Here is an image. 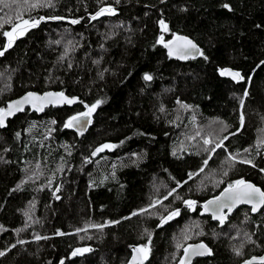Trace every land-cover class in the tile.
Here are the masks:
<instances>
[{"label": "trees", "instance_id": "obj_1", "mask_svg": "<svg viewBox=\"0 0 264 264\" xmlns=\"http://www.w3.org/2000/svg\"><path fill=\"white\" fill-rule=\"evenodd\" d=\"M52 2L54 7L30 15L64 19L45 20L0 56V107L26 90L46 89L76 95L83 103L50 106L40 114L25 109L0 128V251L16 245L0 256V264H128L131 247L149 243L145 229L151 233V251L144 264H174L183 254V248L175 250L177 242L186 247L202 241L212 250L190 264H239L263 252L264 207L251 212L239 206L221 226L200 212L199 203L239 179L264 190V148H256L264 139V130L257 131L264 122V0ZM101 6L114 7L116 14L92 20ZM15 15L12 0H0V18ZM73 19L80 22L70 23ZM160 20L169 31L162 32ZM4 30L11 26L0 29V49L7 39ZM173 32L190 36L203 56L170 57L157 39ZM66 48L72 50L61 60ZM223 66L239 70L243 79L220 76ZM145 73L153 79L145 81ZM178 99L191 107L181 108ZM96 100L104 102L83 135L63 128L69 116ZM224 125L228 128L222 132ZM49 129L54 130L49 134ZM198 131L201 136L190 141ZM225 135L229 139L224 147L215 153L203 150L204 137L218 142ZM105 143L118 147L93 158L91 151ZM229 153L239 154L230 168L225 163ZM242 159H250L255 167L240 163ZM61 165L63 171L58 170ZM201 167L204 171L189 180L188 174ZM226 169L228 175L223 176ZM22 181L21 189L14 191ZM174 188L173 196L163 200ZM155 199L167 208H179L180 215L161 227L157 225L160 215L167 214L165 208L157 206L156 215H131ZM186 199L197 202L194 210L183 204ZM105 221L120 223L76 231ZM197 223L199 228L194 227ZM186 228L190 238L183 241ZM36 235L47 239L36 240ZM241 244L238 256L233 248ZM75 246L91 251L70 258Z\"/></svg>", "mask_w": 264, "mask_h": 264}, {"label": "snow or ice", "instance_id": "obj_2", "mask_svg": "<svg viewBox=\"0 0 264 264\" xmlns=\"http://www.w3.org/2000/svg\"><path fill=\"white\" fill-rule=\"evenodd\" d=\"M13 4L16 5V15L15 18L9 16L7 19L0 18V29L4 27V25H10L11 30H4L2 31V35L7 38V43L4 45L3 49L0 50V56H3L4 53L7 51L8 48H11L13 43L16 39H18L20 36L25 35L30 29L38 27L42 22H44L47 19L51 20H61L64 19L63 17L53 16V17H32L30 13L39 8H51L54 7V4L52 0H12ZM119 2V0H117ZM224 8L231 10L230 6L228 4L223 5ZM28 13L29 17L24 18V14ZM116 9L112 6H101L99 10L94 14L91 15L92 20H96L98 17L104 16V15H115ZM79 20L73 19L70 21L72 24L79 23ZM159 24L161 26L162 32L169 31L167 24L164 20H160ZM259 27V25H257ZM56 43H60V41H56ZM158 44H163L165 48L168 49V55L171 56H177L180 59H188L190 57L194 58L195 55H201L203 56V52L197 47L195 43H193L192 40H190L187 37L178 36L175 33H173V40H169L165 42L163 35L160 36V38L157 40ZM69 44H71V41H69ZM72 50L69 48L65 49L64 56H61V60L64 59L65 56L68 55V52ZM207 59V57H205ZM94 63H99V61H94ZM261 64L264 65V61H261ZM69 68L72 67L71 64L68 65ZM107 71V70H105ZM220 76H229L233 80H241L243 77L241 76L240 72L234 71L230 68H221L218 70ZM2 75V74H0ZM101 78H103V73H100ZM143 79L145 81H151L153 79L152 75L149 73H145L143 76ZM250 79V78H249ZM245 96L248 95L247 90H245L244 93ZM83 103V101H80L78 97H68L64 94V92H46L42 96H39L35 93H27L24 97H21L18 100L15 101H9L6 105V107H0V128L6 127V120L8 117H11L15 115L16 112L23 111V106L25 104H31L32 107L36 111H43L44 108L48 105H60V104H67L71 105L74 103ZM103 100H96L93 104L88 105L85 104L84 107L86 111L78 112L74 115H71L67 118V120L63 124V128L65 129H76L77 133L79 135H83L84 131L87 129L88 125L92 123V114L96 111V109L103 103ZM177 103L180 105L181 108L188 109L191 106L184 104L179 99L177 100ZM241 107H243L244 101L241 100ZM161 111H164L163 107H161ZM195 117H193V120ZM223 123V122H220ZM51 124H56V121H51ZM240 125L241 128L244 126V115L243 112H241L240 115ZM32 127H35V125H32ZM228 128L227 125H224L221 128V131H226ZM54 129H49V134ZM28 131H31V127L28 129ZM240 131V129H237V132ZM236 133H230L229 135H235ZM229 135H225L223 139H220L218 142H215L212 139L203 138V146L205 152L209 153H215L217 149L224 147V141L229 139ZM16 136L19 137L20 133L17 132ZM201 133L198 131L195 136H191L188 139L190 141L196 140L197 137H200ZM47 138V137H45ZM123 143V141H121ZM209 145H213L212 147H207ZM118 147V145L105 143L103 145H100L94 149V151L91 153L92 157H95L98 153H101L105 150H111ZM66 150L70 148V146L65 145ZM256 148L261 149L264 148V140H258L256 143ZM245 153H248L250 149L246 148L243 150ZM71 152L69 151V155ZM137 155V154H133ZM175 155V152L173 153ZM239 154H232L229 153L226 157L225 163L228 164L229 168L234 165L235 162H237V156ZM137 158L139 159V156L137 155ZM209 159H211V155H209ZM85 163L90 162L89 157L84 158ZM240 163L245 164H252V161L250 159H242L239 160ZM208 164V160L204 161V165L206 166ZM253 167H255L254 164H252ZM40 165L37 164V168H39ZM115 167V166H114ZM58 170L63 171V165L59 166ZM204 171V167H201L199 169L198 173H189L188 179L191 180L194 176L198 175L199 173H202ZM261 171H264L262 169ZM228 175V170L226 169L223 172V176ZM31 179V177H29ZM222 181L216 182L219 184ZM24 181L21 182V184H18L16 186L15 190H20L22 187V184ZM186 183V182H185ZM49 186H51V179L49 180ZM91 186V185H90ZM177 187H180V183H177ZM59 191V186L56 188V192ZM176 192V189H172L168 192L167 196L163 197V200H167L168 197L173 196V194ZM53 195L56 199H59V196H56V193L54 192ZM176 199H180L179 196H176ZM163 200L161 199H155L153 200L146 208L138 209L137 211H134L131 215H156L158 214L155 210L157 206H160L162 208H165L167 214L166 215H160V223L157 225V227H161L164 224L168 223L169 221L173 220L177 216L180 215V209H170L167 208L163 204ZM240 203H247L251 204L252 212H257V210L260 207H264V190H261L259 187H256L255 185L246 182L243 179L236 180L232 183H229L226 188L220 193L219 196L214 197L213 199L208 200L202 207L204 209V212H210L212 215V219L218 221L219 225L223 226L225 222L228 219V213H231L233 208L236 207L237 204ZM183 204L189 208V209H195V206L197 204L196 201L186 199L183 200ZM30 207H34V202H30ZM227 209V212L224 210ZM24 215L28 217V220L31 221V216L29 215L28 211L24 212ZM130 217H125L124 219H129ZM120 221H105L104 223L100 224H89L84 229H77V232L81 231H87L88 227L96 228L98 230H102L103 228L107 227L110 224H118ZM29 226L28 223L25 224V228ZM194 227L199 228V224H195ZM3 226H0V231H3ZM24 229H17V232L23 231ZM190 231V228H186L181 233V238L183 241H187L190 237L188 235V232ZM145 234L148 238L149 243L140 245L138 247H134L132 249L133 256L131 260L129 261V264H144V261L148 259V255L151 251L150 244H151V233L145 229ZM197 235L201 234L199 232L196 233ZM57 235H64V233L57 232ZM36 240L40 239H47V237H41L39 235H36L34 237ZM250 239V237H249ZM18 244H23L25 241L18 240ZM16 245H10L8 248L4 249L3 251H0V256H4L10 248H14ZM176 248L181 249L183 248L184 255L180 257L179 264H190V261L192 257L194 256H204V255H211L212 250L208 248L207 245L204 243H200L197 245H188L186 247L183 246L182 242L176 243ZM243 248V244L240 245L239 248H233V251L236 255H241V249ZM91 251L90 248H78L75 249L72 252L73 256H76L78 254H83L85 252ZM257 260L256 257H253L252 260L245 261L244 264H253V261ZM261 264H264V257L259 258ZM61 264H64L63 261H61Z\"/></svg>", "mask_w": 264, "mask_h": 264}, {"label": "water", "instance_id": "obj_3", "mask_svg": "<svg viewBox=\"0 0 264 264\" xmlns=\"http://www.w3.org/2000/svg\"><path fill=\"white\" fill-rule=\"evenodd\" d=\"M173 33H175L176 35H178V36H183V37H187V38H189L190 40H192L193 41V43H195L196 45H197V47L201 50V47H200V45H198L190 36H188V35H186V34H182V33H178V32H173ZM173 33L171 34V35H169L168 37H166V38H164V40H165V42H167V41H169V40H173ZM160 36L161 35H159L158 36V39L160 38ZM157 39V40H158ZM7 43V39H6V42H5V44ZM4 44V45H5ZM163 48H164V50L166 51V53L168 54V49L167 48H165L164 47V45L163 44H160ZM4 47V46H3ZM3 49V48H2ZM2 49H0V50H2ZM202 51V50H201ZM200 55H195V57L194 58H192V57H190V58H188V59H195V58H198ZM172 58H175V59H178V60H186V59H180V58H178L177 56H171ZM221 68H230V69H232V70H234V71H238L239 72V70H237V69H235V68H232V67H230V66H223V67H221ZM221 68H219V69H221ZM218 69V70H219ZM219 72V71H218ZM224 77H227V78H231V77H229V76H224ZM232 79V78H231ZM29 92H31V93H35V94H37V95H39V96H42L44 93H46V92H60L59 90H55V89H46V90H43L42 92H37V91H33V90H26V91H24L23 93H21V94H19V95H17V96H15V97H12V98H10V99H8V100H6V102L4 103V106L3 107H6V105H7V103L9 102V101H15V100H18V99H20L21 97H24L27 93H29ZM66 96H68V97H77L76 95H67L66 93H64ZM75 104V103H74ZM62 105H64V104H60V105H55V106H62ZM65 105H67V104H65ZM71 105H73V104H71ZM71 105H67V106H71ZM50 106H53V105H48V106H46L44 109H46L47 107H50ZM23 108H24V110L25 109H28L29 111H32V112H35L36 114H40V113H42L43 111H36L33 107H32V105L31 104H25L24 106H23ZM23 110V111H24ZM23 111H20V112H23ZM86 111V110H85ZM20 112H16L15 113V115L16 114H18V113H20ZM15 115H13V116H15ZM13 116H11V117H8L7 118V120L8 119H10V118H12ZM6 120V121H7ZM88 127H89V125H88ZM88 127H87V129H88ZM86 129V130H87ZM71 130H73L74 132H75V134L78 136V137H80L81 135H79L78 133H77V131H76V129H71ZM86 130L84 131V133L86 132ZM83 133V134H84ZM95 149V148H94ZM94 149L91 151V153L94 151ZM99 154V153H98ZM97 154V155H98ZM97 155L95 156V157H97ZM95 157H93V158H95ZM246 182H248V183H251V184H253V185H255L256 187H259L258 185H256L254 182H252V181H250V180H245ZM227 186H225V187H223L217 194H215L214 196H211V197H209V198H207V199H205V200H203V201H201L200 203H199V206H200V212L202 213V214H204V215H209L210 216V218L212 219V215H211V213L210 212H204V209H203V205L208 201V200H210V199H213L214 197H216V196H219L220 195V193L224 190V188H226ZM260 188V187H259ZM261 190H263L262 188H260ZM239 206H247V207H249L250 208V210H251V208H252V205L251 204H247V203H240V204H237L236 205V207L235 208H237V207H239ZM235 208H233V210L235 209ZM261 208L262 207H260L258 210H257V212L259 211V210H261ZM232 210V211H233ZM225 212H227V209H225L224 210ZM252 212V211H251ZM232 213V212H231ZM231 213H228V215L229 214H231ZM213 220V219H212ZM200 243H204V242H202V241H195V242H191V243H189V244H187L186 246H188V245H197V244H200ZM205 244V243H204ZM206 245V244H205ZM134 247H138V245H133L132 247H131V253H130V256H129V258H128V264H129V261L131 260V258H132V256H133V251H132V249L134 248ZM78 248H89L88 246H75V247H73L71 250H70V252H69V257L70 258H73V257H81V256H83V255H85V254H88L89 252H85V253H83V254H78V255H76V256H73L72 255V252L75 250V249H78ZM184 255V253L182 254V256ZM205 256V255H204ZM196 257H202V256H194V257H192V259H191V261L192 260H194ZM253 257H256L257 258V260H255V261H253V264H261V262H260V260H259V258L260 257H264V251L263 252H261V253H259V254H254V255H251V256H249V257H247V258H245V259H243V260H241L240 261V263L239 264H244V262L245 261H248V260H252V258ZM190 261V262H191ZM145 262V261H144Z\"/></svg>", "mask_w": 264, "mask_h": 264}, {"label": "rangeland", "instance_id": "obj_4", "mask_svg": "<svg viewBox=\"0 0 264 264\" xmlns=\"http://www.w3.org/2000/svg\"><path fill=\"white\" fill-rule=\"evenodd\" d=\"M260 130H264V122H262L261 126L258 127V129H257V131H260ZM204 138H207V137H204ZM196 222H199V219H196ZM178 235H179L178 233L175 234L174 238L178 237ZM174 248H175L176 251L178 250L176 247H174ZM180 257H182V256H179V257L176 258V261L174 262V264H179Z\"/></svg>", "mask_w": 264, "mask_h": 264}]
</instances>
